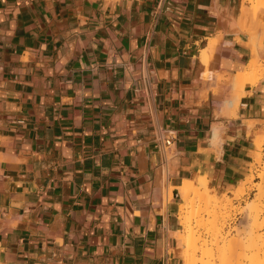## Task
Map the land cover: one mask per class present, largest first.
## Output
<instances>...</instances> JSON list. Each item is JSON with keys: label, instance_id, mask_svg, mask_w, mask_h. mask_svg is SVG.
<instances>
[{"label": "crops", "instance_id": "crops-1", "mask_svg": "<svg viewBox=\"0 0 264 264\" xmlns=\"http://www.w3.org/2000/svg\"><path fill=\"white\" fill-rule=\"evenodd\" d=\"M241 8L0 0V264H183L175 187L238 186L264 130Z\"/></svg>", "mask_w": 264, "mask_h": 264}, {"label": "rangeland", "instance_id": "rangeland-1", "mask_svg": "<svg viewBox=\"0 0 264 264\" xmlns=\"http://www.w3.org/2000/svg\"><path fill=\"white\" fill-rule=\"evenodd\" d=\"M240 1L239 25L252 33L260 20L264 19V14L255 13L256 2ZM252 43V58L246 73L239 72L244 75L243 81L239 84L235 80L236 90L232 97H237L238 104L246 83L255 85L264 79L262 37H255ZM229 106L233 108V105ZM254 142V158L243 182L225 191L208 188L210 195L218 197V203H207L192 191L185 200L181 192L178 213L181 230L177 237L183 264L186 261H191V264H252V261L264 264V130L255 133ZM198 179H185L182 184L189 189ZM172 194L168 191L169 197ZM194 239L198 249L193 253V248L186 249L188 244L193 245ZM184 251L190 255L187 260Z\"/></svg>", "mask_w": 264, "mask_h": 264}, {"label": "bare ground", "instance_id": "bare-ground-1", "mask_svg": "<svg viewBox=\"0 0 264 264\" xmlns=\"http://www.w3.org/2000/svg\"><path fill=\"white\" fill-rule=\"evenodd\" d=\"M245 1H251V2H256V4H255V13H261V14H264V0H243V2H245ZM218 41V40H217ZM216 41V42H217ZM214 39H211V43H210V47H212L213 48V44H214ZM210 47L209 48H204L203 50H202V56H201V58H202V60H203V62H205V63H208V61L210 60V53H212V51H213V49L211 48L210 49ZM212 50V51H211ZM210 51V52H209ZM252 62H254V61H252ZM245 73H246V71H245ZM239 74V73H238ZM246 75H248V74H246ZM242 77H244V75L243 74H239L238 75V79H236V81L239 83L240 81H243V80H241L242 79ZM246 78V77H245ZM240 84V83H239ZM227 104H229V105H233V110L234 111H236L237 110V108H238V103H237V97L235 96V97H231L228 101H227ZM238 111H236V113H237ZM218 129V127L217 128H215V130H217ZM218 131V130H217ZM218 133H219V131H218ZM214 134H216V133H214ZM218 136V135H217ZM218 138V137H217ZM0 161H1V159H0ZM169 187V189H168V191L169 192H171L172 193V189H173V187H171V186H168ZM208 188H209V182H208V179H207V177L206 176H200L199 177V179H198V182H196V181H194V184L193 185H191V187L188 189V188H186L183 184H181V185H179V186H177V187H175V189L177 190V191H181L182 193H183V199H187V196L189 195V193L192 191V192H194V193H196V194H198L199 195V197L201 198V199H204V201L205 202H207V203H209V202H212V201H215L216 203H218V197H216L215 195H210V193H209V191H208ZM215 226H213V228H214ZM216 228V230L218 229L217 227H215ZM214 228V229H215ZM178 236V235H177ZM191 236V235H190ZM181 239H183L184 241H185V239L183 238V237H181ZM197 242H196V239H194V242H193V245L191 246L190 244H188L187 245V249L186 248H184V250L186 249L187 251H188V249L189 248H193V253L195 252V250H196V248L198 249V245L196 244ZM197 245V246H196ZM197 251V250H196ZM185 253V254H184ZM184 255H186V252L184 251ZM190 255L188 254V252H187V255H186V260H187V258L189 259L190 257H189ZM186 264H191V261H186ZM252 264H255L254 263V261H252Z\"/></svg>", "mask_w": 264, "mask_h": 264}, {"label": "built area", "instance_id": "built-area-1", "mask_svg": "<svg viewBox=\"0 0 264 264\" xmlns=\"http://www.w3.org/2000/svg\"><path fill=\"white\" fill-rule=\"evenodd\" d=\"M160 140L162 143L163 150L169 153L170 152V138L166 135H160Z\"/></svg>", "mask_w": 264, "mask_h": 264}]
</instances>
